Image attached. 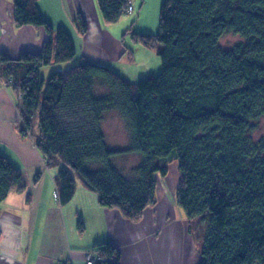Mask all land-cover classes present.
<instances>
[{"label": "trees", "instance_id": "trees-1", "mask_svg": "<svg viewBox=\"0 0 264 264\" xmlns=\"http://www.w3.org/2000/svg\"><path fill=\"white\" fill-rule=\"evenodd\" d=\"M130 1L98 0L104 22H118ZM37 2L16 0L14 21L43 26L49 38L39 52L0 54V86L17 81L21 132L49 169L63 165L56 176L61 202L80 182L101 205L139 220L156 203V176L169 172L172 155L177 204L189 219L208 222L199 264H264V139L250 134L264 116V0H164L158 32L133 34L136 43L161 47V71L135 82L94 61L45 80L40 69L74 59L76 45L65 27L43 18ZM77 19L85 33V20ZM228 32L241 39L226 49L219 40ZM108 111L128 122L129 146H109ZM129 153L141 156L133 179L113 162ZM15 189H24L22 172L0 154V203ZM89 251L97 264H120L113 243Z\"/></svg>", "mask_w": 264, "mask_h": 264}, {"label": "crops", "instance_id": "crops-1", "mask_svg": "<svg viewBox=\"0 0 264 264\" xmlns=\"http://www.w3.org/2000/svg\"><path fill=\"white\" fill-rule=\"evenodd\" d=\"M15 1L0 0V54L13 58L24 52H39L49 38L43 26L16 25ZM37 4L53 27L70 26L66 28L80 60H100L118 72L122 70L120 60L123 53L129 55V46L109 28L114 23L104 22L98 0H38ZM79 15L87 24L85 33L74 23ZM139 46L144 49L140 61L145 62L147 56L151 60V52L141 44L129 48L137 56ZM71 63L48 66L61 65L63 71L72 67ZM125 69L132 75L133 67ZM19 101L14 88L0 86V154L22 172L24 185L23 190H12L0 203V264H86L87 252L106 242L117 247L120 264H199L201 242L190 227L191 220L176 202L177 171L173 172V191H167L162 182L160 185L156 176V203L136 221L119 208L101 205L96 193L80 182L73 198L62 203L54 195L59 169H49L31 135L21 132ZM106 138L108 141L107 134Z\"/></svg>", "mask_w": 264, "mask_h": 264}, {"label": "rangeland", "instance_id": "rangeland-1", "mask_svg": "<svg viewBox=\"0 0 264 264\" xmlns=\"http://www.w3.org/2000/svg\"><path fill=\"white\" fill-rule=\"evenodd\" d=\"M163 1L164 0H135L134 12L131 14L129 13L123 14L121 19L118 22L114 23L113 25H110L109 28L112 30L114 35L116 36L119 35L121 40L124 39L126 45L133 49L138 44L134 41L133 38V34L135 32L153 33V34L158 32L159 22H160V11ZM77 18H75L74 23L76 24L77 22L79 27V21ZM66 27L70 29V26H66ZM72 28H74L73 25ZM240 39L241 38L239 35H236L232 32H228V33H224L220 37L219 41L224 48L228 49L231 48ZM107 44L110 45V40L107 41ZM144 48H146L148 52H151L152 54L151 60H149L147 56L144 58L145 62L140 61V58L142 59V52L144 50L143 47L141 46L137 47L136 49L138 51L137 56H135L136 53L135 50L133 53L134 56L137 57V61L134 60L135 59L134 56H132V58L128 57L129 55L125 52L123 53V57L120 60V63L123 64L122 66H119L120 69H122L119 70L120 74H122L123 76H125L130 80L132 79V81H138L140 79H144L148 77L150 74L156 75L160 73L161 71L160 69L162 68V62L158 53L161 47H158L156 49H150L144 46ZM81 61L82 60H80V54H78L74 57V59L70 60V62H72L70 66L76 65L77 63H81ZM99 63L102 62L99 60ZM52 66L46 65L41 68L40 74L45 80H47L52 73L56 71H61L60 70L61 67H59L61 65L58 66L52 65ZM130 67H133L132 75H130L128 70L125 69V68L128 69ZM16 85H17V81L13 79H9L8 82L3 81L1 83L2 87H6L7 89L9 88V90L15 87ZM103 123H104L103 125L104 132L109 137L108 141L110 143L109 144L110 147H112L111 145H115L117 147H123V148L129 146L131 141V131H130V127L128 126V122L126 120L122 119L118 113L114 111H108L104 115ZM38 129L39 128L37 126L36 132H38ZM250 134L254 141H259L261 139H264V116L254 121V129L251 131ZM140 161H141V156L136 153L119 155L116 157V159L113 160L115 165L119 168L120 172L128 179H133L137 177L138 175L137 168ZM167 163L170 169L169 172L165 175H159V174L157 175L160 178L159 184L161 185L162 182V184L164 185L167 191H169V189L173 191V186L175 185L176 182L175 174L173 178V172L176 171L178 172V159H173L171 155L168 157ZM60 167L55 168L54 171H57ZM190 223L191 225H193L194 228L193 232L195 233L197 240L199 241L201 240L200 242L203 245L206 233L208 231L207 218L205 216L194 217V219H192Z\"/></svg>", "mask_w": 264, "mask_h": 264}, {"label": "built area", "instance_id": "built-area-1", "mask_svg": "<svg viewBox=\"0 0 264 264\" xmlns=\"http://www.w3.org/2000/svg\"><path fill=\"white\" fill-rule=\"evenodd\" d=\"M134 11V3L133 1L131 0L128 4V6L126 7V9L124 10V12L126 14H130ZM46 162V161H45ZM55 197L57 199H60V191L58 190V188L55 190V193H54ZM115 256L113 257V260L115 261ZM100 258L96 256V254L92 251H88L87 254H86V264H97L98 262H100ZM61 264H67V263H61Z\"/></svg>", "mask_w": 264, "mask_h": 264}]
</instances>
